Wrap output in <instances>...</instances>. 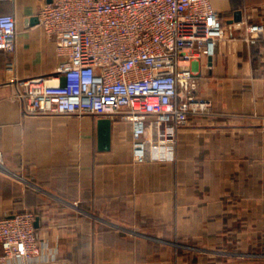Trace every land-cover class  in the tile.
I'll list each match as a JSON object with an SVG mask.
<instances>
[{
    "label": "crops",
    "instance_id": "crops-1",
    "mask_svg": "<svg viewBox=\"0 0 264 264\" xmlns=\"http://www.w3.org/2000/svg\"><path fill=\"white\" fill-rule=\"evenodd\" d=\"M47 2H0L18 20L16 51L0 50V217L34 212L33 264H264V35L247 39L264 0H211L225 35L189 67L213 110L179 130L165 163L134 160L121 114L104 151L105 116L25 113L23 82L61 62L32 23Z\"/></svg>",
    "mask_w": 264,
    "mask_h": 264
},
{
    "label": "built area",
    "instance_id": "built-area-1",
    "mask_svg": "<svg viewBox=\"0 0 264 264\" xmlns=\"http://www.w3.org/2000/svg\"><path fill=\"white\" fill-rule=\"evenodd\" d=\"M38 17L61 62L53 76L23 82L25 113L121 114L132 123L137 163L175 161L179 130L213 110L189 67L225 35L211 0H53ZM17 32L15 14L0 13L1 51H16ZM263 35V24L247 26L250 42ZM35 221L31 211L0 217L1 264L39 260Z\"/></svg>",
    "mask_w": 264,
    "mask_h": 264
},
{
    "label": "water",
    "instance_id": "water-1",
    "mask_svg": "<svg viewBox=\"0 0 264 264\" xmlns=\"http://www.w3.org/2000/svg\"><path fill=\"white\" fill-rule=\"evenodd\" d=\"M53 0H49L52 2ZM241 18H237L236 21H240ZM32 23H39V17L34 16L32 18ZM98 140H99V149L100 150H110L111 141H112V119L109 117H103L99 119L98 122ZM37 224V219L35 221Z\"/></svg>",
    "mask_w": 264,
    "mask_h": 264
}]
</instances>
